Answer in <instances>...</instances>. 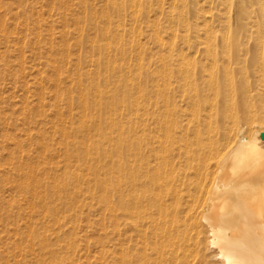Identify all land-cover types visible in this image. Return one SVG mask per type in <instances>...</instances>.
Returning <instances> with one entry per match:
<instances>
[{
    "label": "bare ground",
    "instance_id": "6f19581e",
    "mask_svg": "<svg viewBox=\"0 0 264 264\" xmlns=\"http://www.w3.org/2000/svg\"><path fill=\"white\" fill-rule=\"evenodd\" d=\"M172 1L177 14L167 25L173 36L181 29L187 51L172 45L156 58L149 80L104 77V14L87 1L73 28L62 30L65 48L36 33L39 48H48L54 74L45 78L54 82L53 95L133 99L99 105L119 113L106 121L117 133L102 134L112 146L104 158L82 141L67 151H77L79 161L91 152L104 161L97 183L117 195L115 205L107 200L120 244L112 262L264 264V0H198L194 10L188 0ZM137 12L130 15L134 22ZM151 26L158 33L159 26ZM72 60L70 84L60 85L62 65ZM232 65L255 70L237 79ZM91 128L104 132V122ZM35 258L37 264H78L74 257ZM84 259L81 264H106L104 257Z\"/></svg>",
    "mask_w": 264,
    "mask_h": 264
},
{
    "label": "rangeland",
    "instance_id": "374dc122",
    "mask_svg": "<svg viewBox=\"0 0 264 264\" xmlns=\"http://www.w3.org/2000/svg\"><path fill=\"white\" fill-rule=\"evenodd\" d=\"M84 1L96 14H104V77L108 79L149 80L154 77L156 58L167 55L172 45L187 51L181 29L173 36L167 25L177 14L172 0H0L4 28L0 32V264H37L35 257H47L46 261L74 257L78 264L84 258L97 263L104 257L106 264H117L111 258L120 257L118 231L107 208V200L115 205L117 195L97 183L104 179V161L93 152L79 161L77 151L67 150L82 141L99 149L104 158L112 146L102 140V134L117 133L105 126L106 121L117 119L119 113L99 105L128 104L133 99L56 97L54 82L45 78L54 74L46 63L51 61L47 45L39 48L36 38L38 32L65 48L62 30H71L73 18L85 13ZM188 3L194 10L198 0ZM149 5V13L142 11ZM133 11L140 13L137 22L130 16ZM32 20H38V27ZM153 22L159 26L158 33ZM67 41L72 45L74 38L69 36ZM190 55L196 54L190 51ZM72 64L73 60L62 65L60 85L70 84ZM252 70L232 65L231 73L240 79L241 73ZM41 90L44 95L39 97ZM82 102L88 105L86 110L79 106ZM103 111L105 120L98 117ZM99 119L104 132L91 128Z\"/></svg>",
    "mask_w": 264,
    "mask_h": 264
},
{
    "label": "water",
    "instance_id": "95a60500",
    "mask_svg": "<svg viewBox=\"0 0 264 264\" xmlns=\"http://www.w3.org/2000/svg\"><path fill=\"white\" fill-rule=\"evenodd\" d=\"M262 137L264 138V134L262 135Z\"/></svg>",
    "mask_w": 264,
    "mask_h": 264
}]
</instances>
